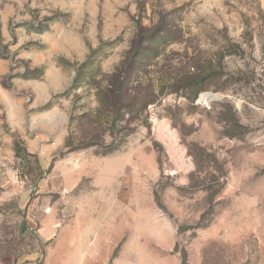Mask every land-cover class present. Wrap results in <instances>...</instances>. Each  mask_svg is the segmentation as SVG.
I'll list each match as a JSON object with an SVG mask.
<instances>
[{"label": "rangeland", "instance_id": "374dc122", "mask_svg": "<svg viewBox=\"0 0 264 264\" xmlns=\"http://www.w3.org/2000/svg\"><path fill=\"white\" fill-rule=\"evenodd\" d=\"M136 40L137 121L90 210L120 264H264V0H0V264H43L45 219L69 224L66 140Z\"/></svg>", "mask_w": 264, "mask_h": 264}, {"label": "crops", "instance_id": "0c3cea01", "mask_svg": "<svg viewBox=\"0 0 264 264\" xmlns=\"http://www.w3.org/2000/svg\"><path fill=\"white\" fill-rule=\"evenodd\" d=\"M92 152L88 149L67 153L60 162H70L65 183L67 190L74 192L75 206L69 224L62 223L55 215L44 220L40 237L48 247L43 264H120L124 261L119 254L115 255L123 234L110 235L103 226L107 214L90 211L95 203L102 208L104 198H108L106 190L112 185L102 181L103 161L109 158ZM113 196L112 203L117 201L116 195Z\"/></svg>", "mask_w": 264, "mask_h": 264}, {"label": "trees", "instance_id": "16d2710c", "mask_svg": "<svg viewBox=\"0 0 264 264\" xmlns=\"http://www.w3.org/2000/svg\"><path fill=\"white\" fill-rule=\"evenodd\" d=\"M45 31L46 29L38 30L39 33ZM142 51H144L142 42L134 41L124 62L114 73L103 75L100 80L92 81L96 90L98 107L95 111L83 114L80 119L85 121L94 132L81 138L77 144L72 139L66 140V152L62 153V156L75 151L101 148L104 150L101 155L106 157L121 149L127 137L133 132L132 124L137 121L135 115L138 114L136 108L140 105L138 104L140 100L138 101L139 93L136 89L134 74L137 59ZM153 103V101L145 102L142 107L146 109ZM107 136L112 140L110 144L106 143ZM15 150L17 158L23 161L26 151L19 145Z\"/></svg>", "mask_w": 264, "mask_h": 264}, {"label": "bare ground", "instance_id": "6f19581e", "mask_svg": "<svg viewBox=\"0 0 264 264\" xmlns=\"http://www.w3.org/2000/svg\"><path fill=\"white\" fill-rule=\"evenodd\" d=\"M208 96L209 99H207V101L212 100L214 98H216V96L212 95V94H206V97Z\"/></svg>", "mask_w": 264, "mask_h": 264}]
</instances>
